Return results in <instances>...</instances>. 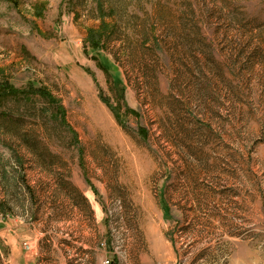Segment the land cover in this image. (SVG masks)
<instances>
[{"label":"rangeland","instance_id":"374dc122","mask_svg":"<svg viewBox=\"0 0 264 264\" xmlns=\"http://www.w3.org/2000/svg\"><path fill=\"white\" fill-rule=\"evenodd\" d=\"M102 2L0 0V264H264V0Z\"/></svg>","mask_w":264,"mask_h":264},{"label":"trees","instance_id":"16d2710c","mask_svg":"<svg viewBox=\"0 0 264 264\" xmlns=\"http://www.w3.org/2000/svg\"><path fill=\"white\" fill-rule=\"evenodd\" d=\"M97 4H98L99 9H102V5H103L102 0H97ZM105 23L106 22H104V20H103V22H102L103 26L102 27L106 29L108 26H106ZM115 30H116V26H114L112 31L114 32ZM91 38L92 39L90 41L94 47L98 46L97 45V44H99L98 39L102 40V38H103L104 43L106 42L102 33L97 32V31L91 32ZM135 60H136V58L133 61H135ZM137 64H138V62H137ZM137 66H139L140 68L142 67L141 64H138ZM33 95H39L41 98L46 99L48 102L56 101L53 98L52 94L44 87H35L33 85H29L27 88L17 89L15 86L8 83L6 80L0 81V98L1 97L3 99L9 98V97H12V98H20V97L21 98H29L30 96H33ZM60 120L63 123L65 122L63 116L60 118ZM141 132H145V129L142 128Z\"/></svg>","mask_w":264,"mask_h":264},{"label":"built area","instance_id":"2783aa9c","mask_svg":"<svg viewBox=\"0 0 264 264\" xmlns=\"http://www.w3.org/2000/svg\"><path fill=\"white\" fill-rule=\"evenodd\" d=\"M103 243H104V242L102 241L101 244L104 245ZM105 263H108V260H106Z\"/></svg>","mask_w":264,"mask_h":264}]
</instances>
